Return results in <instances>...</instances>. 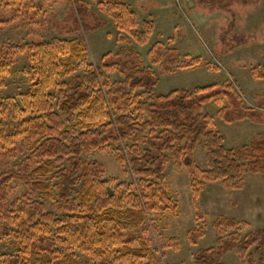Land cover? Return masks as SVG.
I'll use <instances>...</instances> for the list:
<instances>
[{
  "label": "trees",
  "instance_id": "obj_1",
  "mask_svg": "<svg viewBox=\"0 0 264 264\" xmlns=\"http://www.w3.org/2000/svg\"><path fill=\"white\" fill-rule=\"evenodd\" d=\"M0 5L21 11L30 23V7L23 0H0ZM107 12L122 33L119 42L145 43L151 37L153 22L140 20L128 4L114 1ZM120 51L104 54L95 65L86 60L81 37L0 47V89L19 53L26 54L23 73L29 81L16 97L0 98L1 156L9 159L24 146L28 151L22 170L0 173V237L19 244L15 251L0 252V264H157L150 218L178 212L164 175L169 162L186 171L197 210L207 183L240 189L245 174L264 178V138L226 147L213 116L202 112L212 102L225 123L263 122L257 107L243 104L233 81L157 94L152 65L159 74L191 69L199 56H181L174 49L163 53L156 42L147 51L148 67L124 71L125 63L107 60ZM113 68H119L122 79L102 74ZM7 116L11 124L3 122ZM109 146L128 181H116L96 159L82 157ZM196 146L204 152V167L195 163ZM13 179L23 181L26 191L6 206ZM49 201L54 210L46 208ZM242 223L215 220V244L196 249L192 264H223L222 255L232 249L246 264H264V226L241 235ZM203 230L204 223L187 231L191 245Z\"/></svg>",
  "mask_w": 264,
  "mask_h": 264
},
{
  "label": "rangeland",
  "instance_id": "obj_2",
  "mask_svg": "<svg viewBox=\"0 0 264 264\" xmlns=\"http://www.w3.org/2000/svg\"><path fill=\"white\" fill-rule=\"evenodd\" d=\"M114 1L128 4L140 20L153 22V33L145 43L118 41L122 33L116 29L107 12L109 3ZM23 4L30 7V23L21 11L14 13L11 7L0 5V20H3L0 47L22 41L81 37L88 62L96 65L104 54L116 55L122 48L117 58L107 60L121 66L125 63V69L121 70L130 71L132 66L144 69L150 65L147 51L158 42L163 53L174 49L181 56H199L200 61L194 68H177L163 74H159L157 66L152 65L158 74L154 92L165 94L173 88L191 90L195 86L231 80L235 90L242 95L243 104L257 107L264 115V0H23ZM26 65V54H17L3 78L5 85L0 89V98L7 95L16 97L29 86L23 73ZM102 74L113 80L122 79L119 68L102 70ZM72 76L63 80L69 81ZM216 110L217 106L209 102L203 106L202 112L213 116L215 129L224 138V146L247 144L257 136L264 138V121L225 123L217 117ZM10 120L9 116L3 118L5 124H11ZM27 153L24 146L9 159L0 154V173L22 170ZM82 157L96 159L102 164L105 174L116 181L129 180L128 173L115 160L110 146ZM194 160L199 167L205 166L204 152L199 146L195 147ZM164 175L171 195L178 202V212L176 215L153 214L150 218L151 228L154 226L150 234L157 264H192V254L196 249L215 244L213 222L221 217L243 222L238 227L241 235L264 226V178L261 175L245 174L240 189H225L219 181L207 183L197 199L199 213L191 200L186 171L169 162ZM9 187L11 192L6 206L18 201L26 191L19 179H13ZM46 208L54 210L53 203L49 201ZM198 214L201 218L197 217ZM203 223V235L195 245H191L187 231ZM18 247L14 238L0 237V252L15 251ZM221 260L223 264H246L235 249L224 253Z\"/></svg>",
  "mask_w": 264,
  "mask_h": 264
},
{
  "label": "water",
  "instance_id": "obj_3",
  "mask_svg": "<svg viewBox=\"0 0 264 264\" xmlns=\"http://www.w3.org/2000/svg\"><path fill=\"white\" fill-rule=\"evenodd\" d=\"M188 3V2H187ZM189 4V3H188Z\"/></svg>",
  "mask_w": 264,
  "mask_h": 264
}]
</instances>
